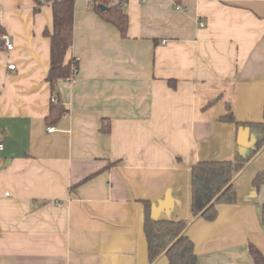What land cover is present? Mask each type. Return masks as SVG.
I'll return each mask as SVG.
<instances>
[{"label": "crops", "instance_id": "1", "mask_svg": "<svg viewBox=\"0 0 264 264\" xmlns=\"http://www.w3.org/2000/svg\"><path fill=\"white\" fill-rule=\"evenodd\" d=\"M93 1L75 2L65 62L78 66L46 126L51 8L0 0L13 46L0 38V264H151L144 203L154 219L191 220V168L232 160L247 128L222 119L263 120L264 0H109L125 37ZM259 172L264 148L233 179L235 203L189 223L196 264H254L250 245L264 255Z\"/></svg>", "mask_w": 264, "mask_h": 264}, {"label": "trees", "instance_id": "2", "mask_svg": "<svg viewBox=\"0 0 264 264\" xmlns=\"http://www.w3.org/2000/svg\"><path fill=\"white\" fill-rule=\"evenodd\" d=\"M34 13L48 5L52 12V28L44 30L49 39V69L46 81L50 86L53 98L49 113L45 117V125L53 126L66 113L57 92L60 81L67 80L77 68L78 62L71 59L65 62V55L73 41V19L76 0H31ZM93 10L106 22L113 25L122 37L126 36L128 17L123 9L109 0H94ZM105 7L101 10L100 7ZM223 121L232 122L236 128L247 127L254 138L247 149L238 145L232 160L200 161L190 171V214L191 220H157L151 217L150 205L144 203V233L149 245V259L153 264L161 256H166L168 264H196L194 247L185 235L189 223L201 218L213 221L216 218L218 205L233 204L236 192L233 187L235 176L264 148V106L261 122H236L232 114L226 115ZM264 183V172L256 174L252 181L255 188ZM254 264H264L262 255L254 246H249Z\"/></svg>", "mask_w": 264, "mask_h": 264}, {"label": "built area", "instance_id": "3", "mask_svg": "<svg viewBox=\"0 0 264 264\" xmlns=\"http://www.w3.org/2000/svg\"><path fill=\"white\" fill-rule=\"evenodd\" d=\"M175 7H176V9H181V7L178 6V5H175ZM199 26H200V27H203V24H202V23H199ZM0 38H1V41L3 42V46H4L5 50H6V51H11L12 48H13V46H12V44L10 43V41H9V39H8V36L5 35V34H3ZM75 61L78 62L77 59H75ZM14 67H15L14 65H10V64L8 65V69H10V70H13ZM72 69H73V74L70 76L69 79L73 78V76H74V74H75V72H76V68H75V66H74V68L72 67ZM48 130H49V131H52L53 128H49ZM2 149H3V144H2V141H1V139H0V151H2ZM6 196H8V194H6Z\"/></svg>", "mask_w": 264, "mask_h": 264}, {"label": "water", "instance_id": "4", "mask_svg": "<svg viewBox=\"0 0 264 264\" xmlns=\"http://www.w3.org/2000/svg\"><path fill=\"white\" fill-rule=\"evenodd\" d=\"M101 10H105V7H100ZM248 128H240L238 132V139H237V144L241 149H247L250 147V142L247 140L248 138Z\"/></svg>", "mask_w": 264, "mask_h": 264}]
</instances>
